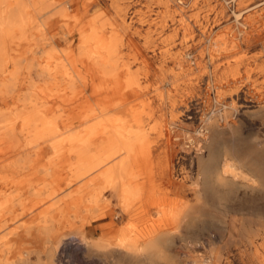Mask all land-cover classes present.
I'll return each mask as SVG.
<instances>
[{"label": "bare ground", "instance_id": "6f19581e", "mask_svg": "<svg viewBox=\"0 0 264 264\" xmlns=\"http://www.w3.org/2000/svg\"><path fill=\"white\" fill-rule=\"evenodd\" d=\"M154 4L159 21L145 18ZM191 5L0 0V225L19 220L47 264L60 247L170 264V236L187 238L178 264H264L263 220L207 218L261 188L264 159L220 147L243 85L226 54L238 44ZM247 86L263 110L264 64Z\"/></svg>", "mask_w": 264, "mask_h": 264}, {"label": "rangeland", "instance_id": "374dc122", "mask_svg": "<svg viewBox=\"0 0 264 264\" xmlns=\"http://www.w3.org/2000/svg\"><path fill=\"white\" fill-rule=\"evenodd\" d=\"M185 1H190V4H192L191 6L203 4L202 15L209 21L218 19V23L210 27L211 29L209 28V31L214 32L219 30L221 33L227 34L228 38L235 36L238 44L235 50H228L226 54H228V58L230 57V65L233 64L231 66L236 68L239 82L243 85L239 90L237 108L235 111L236 124L232 127V131L224 130L220 134V147L227 150L235 148V151L241 154L250 152L253 154L255 160L264 159V109H260L257 105L251 96L252 94L249 86H247L253 78L257 67L264 64V28L262 27L264 25V0ZM209 6L213 8L211 9ZM156 8L157 6L154 4L150 12L148 11V14L146 12L145 18L148 20L159 21L162 18L163 13H158V8ZM193 13L194 10L188 9L187 15ZM194 107H196V105H194ZM37 211L22 215L19 219L24 220L31 217L36 214ZM223 213H232L239 216L243 215L252 219V224L258 220L264 221V183L261 188H258L253 192L239 193V199L234 205L230 204L224 207L217 206L215 208H208L207 218L210 219V221H216V219L223 215ZM118 215L119 216L115 218L114 228L119 229L129 221V215ZM5 217L7 216H4V218ZM103 222H107V220L103 219L95 221L88 229H92L94 226ZM14 224L18 225L19 220L14 222ZM32 230L35 229L32 228ZM91 233H93L94 236L102 234L100 230H96L95 232L92 231ZM12 238H15V236H12ZM20 242H22V244L19 247L16 246L13 251L7 255L11 264L48 263L44 249L33 246L34 243L29 234L25 241L21 240ZM186 242L187 238L185 236L175 238L170 236L163 241V250L170 264H178L185 261L187 253ZM20 250L23 251L21 259L17 258L18 251ZM117 260L121 262L120 264H167L164 261L161 262L158 257L143 260L140 258H127L119 255L114 259L115 262L110 264H117ZM54 264H103V261L96 256L84 255L79 249L74 247L70 249L60 247L54 256Z\"/></svg>", "mask_w": 264, "mask_h": 264}, {"label": "crops", "instance_id": "0c3cea01", "mask_svg": "<svg viewBox=\"0 0 264 264\" xmlns=\"http://www.w3.org/2000/svg\"><path fill=\"white\" fill-rule=\"evenodd\" d=\"M18 231V232H17ZM15 236V238H12ZM28 237V230L23 228H17L14 223L1 224L0 225V262L7 259V255L13 251L21 240L25 241ZM6 244L10 246L6 247ZM11 264V263H10Z\"/></svg>", "mask_w": 264, "mask_h": 264}]
</instances>
